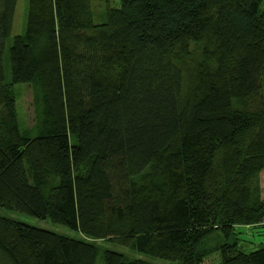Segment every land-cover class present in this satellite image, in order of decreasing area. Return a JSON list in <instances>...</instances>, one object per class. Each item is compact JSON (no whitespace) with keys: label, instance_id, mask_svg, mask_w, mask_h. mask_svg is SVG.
Segmentation results:
<instances>
[{"label":"trees","instance_id":"1","mask_svg":"<svg viewBox=\"0 0 264 264\" xmlns=\"http://www.w3.org/2000/svg\"><path fill=\"white\" fill-rule=\"evenodd\" d=\"M15 3L0 0V209L91 241L0 217V264H152L96 240L264 264V0H119L98 24L90 0H26L12 35ZM240 227L263 231L254 250Z\"/></svg>","mask_w":264,"mask_h":264},{"label":"rangeland","instance_id":"2","mask_svg":"<svg viewBox=\"0 0 264 264\" xmlns=\"http://www.w3.org/2000/svg\"><path fill=\"white\" fill-rule=\"evenodd\" d=\"M119 6V0H107V2H101L99 0H90V10L93 16V20L95 24H98L101 21L102 15L107 8H117ZM25 15H26V0H16L13 18H12V35H20L25 30ZM15 89L16 95V110L19 121L26 125L30 126L32 123V96L30 88L26 85L18 86ZM257 189L256 191H262V176H260L256 180ZM0 217H5L8 219H13L15 221L43 229L48 230L56 234L64 235L67 237H73L76 239H81L85 241H91L85 238L81 234H76L75 232L69 230L68 228L56 224H52L48 219L45 220H37L27 216H22L19 214L8 212L4 209H0ZM236 237L238 243H240L241 248L245 251L254 250L257 244L262 240L261 237L263 235V231L261 229L254 230L252 228L240 227L236 229ZM97 246L102 249H109L115 252L126 254V256L130 258H140L152 264H175L169 261H164L160 259H155L151 257H140L139 255L130 253L128 251L123 250L122 248L112 246L108 244L106 241L96 240L93 241ZM209 247H214L215 241L208 239L207 240ZM206 264H217L218 263V255L217 253L210 254L206 258Z\"/></svg>","mask_w":264,"mask_h":264}]
</instances>
